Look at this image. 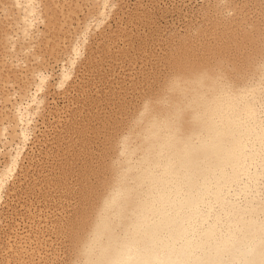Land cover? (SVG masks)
<instances>
[{
	"label": "bare ground",
	"instance_id": "1",
	"mask_svg": "<svg viewBox=\"0 0 264 264\" xmlns=\"http://www.w3.org/2000/svg\"><path fill=\"white\" fill-rule=\"evenodd\" d=\"M262 262L264 0H0V264Z\"/></svg>",
	"mask_w": 264,
	"mask_h": 264
},
{
	"label": "rangeland",
	"instance_id": "2",
	"mask_svg": "<svg viewBox=\"0 0 264 264\" xmlns=\"http://www.w3.org/2000/svg\"><path fill=\"white\" fill-rule=\"evenodd\" d=\"M169 18H170V17H169ZM56 99H57V100H56V103L53 104V110H54V111H55V109H56L57 107H60V106L64 103V101L66 100V98L63 97V95H59ZM50 117H51V119L48 118V120H52V119H53V116H50ZM48 120H47L48 127H47L46 125H44V126L42 127L44 130L46 129L47 131H48L49 127H50V122H49ZM41 138L44 139L43 133H42V135H41ZM37 147H41V145L36 146V147H35V151H36ZM13 202H14V201H13Z\"/></svg>",
	"mask_w": 264,
	"mask_h": 264
},
{
	"label": "snow or ice",
	"instance_id": "3",
	"mask_svg": "<svg viewBox=\"0 0 264 264\" xmlns=\"http://www.w3.org/2000/svg\"><path fill=\"white\" fill-rule=\"evenodd\" d=\"M262 264H264V262H262Z\"/></svg>",
	"mask_w": 264,
	"mask_h": 264
}]
</instances>
